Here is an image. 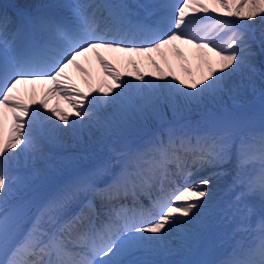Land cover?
Instances as JSON below:
<instances>
[{"label":"snow or ice","instance_id":"snow-or-ice-1","mask_svg":"<svg viewBox=\"0 0 264 264\" xmlns=\"http://www.w3.org/2000/svg\"><path fill=\"white\" fill-rule=\"evenodd\" d=\"M12 8L0 5V264H264V0ZM177 42L198 50V76L152 58L167 61L171 46L186 60ZM105 53L148 54L156 72L134 59V72L121 71ZM89 54L103 69L98 87L78 59ZM21 85L34 86L28 99ZM54 98L72 111L50 107ZM93 144L103 154L66 173L68 150ZM204 168L214 171L193 180ZM229 175L218 197L213 180ZM50 176L59 186L37 199L33 182Z\"/></svg>","mask_w":264,"mask_h":264},{"label":"bare ground","instance_id":"bare-ground-1","mask_svg":"<svg viewBox=\"0 0 264 264\" xmlns=\"http://www.w3.org/2000/svg\"><path fill=\"white\" fill-rule=\"evenodd\" d=\"M22 2V0H0V5L4 7L5 10H7L5 4L6 3H12L17 4ZM30 2L39 4L43 2H47V0H30ZM128 3H133V0H127ZM8 11V10H7ZM256 38L259 39L260 31L259 27H257L255 32ZM179 44V42H177ZM180 48L184 51L186 60H181V58L175 56L171 46L166 48L164 52L167 54V61L165 58L159 54V53H152L151 56L153 59H155L160 66L164 69L165 72H168L169 69V63L171 64V68L175 70V73L177 75H180L181 78L187 79L185 72L183 71V67H191L193 72L197 74V76L200 74V69L198 67L199 61L197 59V51L196 49L192 48L190 45L185 44H179ZM105 55L112 60L118 68H120L121 71H133L134 69L131 66L130 60L134 59L140 67L141 72L149 73V72H156L155 67L152 64V60L149 59V55L145 54L143 56H136L132 55L129 56L128 54L124 53H105ZM80 60V63L84 65L85 68H88L89 71L92 73V84L94 86H99L101 80H103L104 73L103 69L100 67V65L96 62L94 56L89 54L88 58L80 57L78 58ZM206 70V69H205ZM68 74L72 77V82L77 84L80 88L84 89L85 91H88V85L85 83V77L82 73H80L77 69L74 67H70L67 70ZM111 82V81H110ZM158 83H163V81H157ZM33 85H21L20 86V94L24 95L26 99H28V96L31 92V89L33 88ZM37 89V98H39L41 87L40 85L35 86ZM59 101V104L61 107L65 108L68 111H72L70 105L67 101L63 100L62 98H54L51 103L50 107L54 106ZM250 103H254V101H250ZM258 105L256 104V108ZM12 124L11 114L9 113L8 119L6 122V129L10 128ZM257 128L259 127V123L257 121L256 125ZM23 147V145H21ZM70 152H75L76 154L71 157V159L74 161V166L66 169V173H70L77 168L87 167L89 166L97 155L103 154L105 149L102 146L98 145H90V147L87 150H80V149H69ZM62 158H68L67 155L64 152H61ZM231 166V165H230ZM10 170H12L14 173L19 175H26L27 169L23 166L13 167L10 162ZM226 168V165H224ZM205 170L210 169V173L214 171L212 168H204ZM229 172H231L229 170ZM209 173V174H210ZM234 174V172H232ZM231 175L223 177L221 182H217L215 179L213 180V185H215V193L218 197L224 196L227 197V193L225 192V189L227 188V185L231 182H228V179ZM60 178L56 176H50V177H40L36 179L32 184V191L35 193L37 199H43L47 197L48 195L52 194L56 188L60 184ZM228 182V183H227ZM217 188L220 190L217 191ZM146 200V203L148 204V199L144 197ZM233 243V241H229L228 244Z\"/></svg>","mask_w":264,"mask_h":264},{"label":"rangeland","instance_id":"rangeland-1","mask_svg":"<svg viewBox=\"0 0 264 264\" xmlns=\"http://www.w3.org/2000/svg\"><path fill=\"white\" fill-rule=\"evenodd\" d=\"M254 103H256V102H254ZM257 109H258V107H257ZM222 180H219V182H221Z\"/></svg>","mask_w":264,"mask_h":264}]
</instances>
